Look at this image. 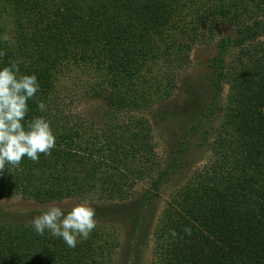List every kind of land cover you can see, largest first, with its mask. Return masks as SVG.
<instances>
[{"label": "trees", "instance_id": "trees-1", "mask_svg": "<svg viewBox=\"0 0 264 264\" xmlns=\"http://www.w3.org/2000/svg\"><path fill=\"white\" fill-rule=\"evenodd\" d=\"M224 24L236 35H222ZM217 35L209 92L192 89L183 102L188 109L199 102L201 114L189 139L176 136L162 166L148 113L161 122L175 114L154 106L178 85L194 46ZM231 48L242 54L229 62ZM0 52V65L36 75L40 90L25 119L43 116L56 138L50 155L6 165L0 198L101 196L109 212L125 213L130 208L119 204L132 197L124 191L128 182L150 177L143 197L155 201L186 169L187 154L208 150V161L162 210L155 264H264V0H0ZM71 71L83 76L81 94L96 103L91 116L66 104L64 76ZM90 239L69 248L47 230L37 235L31 223L2 225L0 264H88Z\"/></svg>", "mask_w": 264, "mask_h": 264}, {"label": "rangeland", "instance_id": "rangeland-1", "mask_svg": "<svg viewBox=\"0 0 264 264\" xmlns=\"http://www.w3.org/2000/svg\"><path fill=\"white\" fill-rule=\"evenodd\" d=\"M12 29V25H9L8 35L12 33ZM221 29L222 35L234 36L237 32L231 24H224ZM218 39L217 35V39L212 42L204 40L194 46L190 52V63L181 67L178 72V77H176L178 85L168 97L154 106L155 110H169L175 114L171 115L168 120L161 122L159 120L160 115L148 113V117L151 119L154 151L157 153L162 166H165L169 161L170 151L176 136L178 134L180 136L186 135L189 139L192 135L190 134V123L201 114V106L198 102L199 107H191L190 104L188 107L191 108H183V102L186 96L192 93V89H197L199 96L203 97H205L206 92H209L210 79L209 77L206 79V77L210 76L212 70L210 64L217 53L216 43ZM239 54H242L239 48H231L225 57L230 62V60L237 59ZM82 77L77 71H71L68 76H64L66 104L73 111L91 116L96 103L81 94ZM229 96L230 86L226 83L221 94L222 102L227 103ZM210 156L211 152L208 150H199V152L191 155L187 154L183 161L186 169L180 172V175L165 182L162 186L161 196L155 197V201L152 202L143 197L144 191L150 185V177L147 176L146 179H138L139 177H137L132 185L128 182L124 191L126 190V194L132 195V197L124 205L119 204L122 209L130 208L125 213L109 212V205H107V201L104 202L105 200L101 196L100 199H94L90 196L75 195L51 203H41L23 197L21 194L2 197L0 198V227L19 221L32 224L33 217L39 215L42 209L52 205L70 209L76 204L86 202L95 210L94 220L96 222V226L90 234L91 239L88 240L91 253L84 255L88 264L92 263V259H95L93 264H155L154 232L166 202L172 198V195L181 187L180 185L186 183L191 171L204 165ZM130 179L133 181L135 178ZM116 207L115 209L118 210ZM133 212L137 213V220L131 218Z\"/></svg>", "mask_w": 264, "mask_h": 264}, {"label": "clouds", "instance_id": "clouds-1", "mask_svg": "<svg viewBox=\"0 0 264 264\" xmlns=\"http://www.w3.org/2000/svg\"><path fill=\"white\" fill-rule=\"evenodd\" d=\"M39 90L35 74L20 73L15 63L0 65V172L6 165L19 167L24 157L35 162L39 154L50 155L55 147V135L43 116L25 119L28 101ZM37 108L40 112L46 111L43 101L37 102ZM94 216L95 210L86 202L70 209L52 205L33 217L32 228L41 236L47 230L52 237L61 238L67 247L75 248L95 228Z\"/></svg>", "mask_w": 264, "mask_h": 264}]
</instances>
